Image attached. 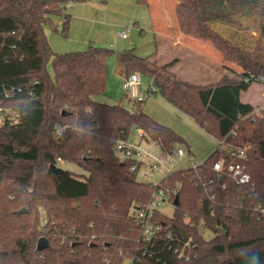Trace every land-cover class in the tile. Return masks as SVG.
Returning a JSON list of instances; mask_svg holds the SVG:
<instances>
[{
	"label": "trees",
	"instance_id": "16d2710c",
	"mask_svg": "<svg viewBox=\"0 0 264 264\" xmlns=\"http://www.w3.org/2000/svg\"><path fill=\"white\" fill-rule=\"evenodd\" d=\"M88 1L0 0V100L21 115L19 124L0 128V264H264V121L241 101L264 77V0H178L180 31L240 68L234 78L198 86L180 79L174 62L160 65L133 49L120 54L127 75L149 77L155 94L219 142L202 164L162 183L176 191L175 212L156 214L163 228L152 241L132 210L151 203L160 186L141 182L116 143L136 128L169 155L186 142L146 114L143 103L126 97L131 110L94 100L106 91L113 50L90 44L54 51L46 29L68 37V6ZM55 17L64 20L62 32ZM221 143L250 146L249 185L214 171L217 160L230 158ZM57 158L87 176L52 172Z\"/></svg>",
	"mask_w": 264,
	"mask_h": 264
},
{
	"label": "crops",
	"instance_id": "0c3cea01",
	"mask_svg": "<svg viewBox=\"0 0 264 264\" xmlns=\"http://www.w3.org/2000/svg\"><path fill=\"white\" fill-rule=\"evenodd\" d=\"M177 4L178 0H149L148 6H139L136 0H90L85 4H71L68 6V13L71 16L68 37H63L61 33L54 34L48 28L46 34L56 53L62 54L63 50H84L87 46L89 48L90 44H99L101 40L107 38L112 30L113 20L123 18L126 25L130 24L128 27L136 29L133 33L135 37L127 34V38H123L124 33L120 34L123 40L130 39L125 50L133 49L140 56L136 52V48L141 44L138 40H143L139 38V35L144 32V28L152 31L151 39L155 42L156 53L151 57L160 65L174 62L172 71L183 81L204 87L220 82L228 73L226 69H223L225 66L237 73L242 72L240 68L239 70L234 68V65H226L223 55L210 43L193 39L180 31L176 14ZM57 21L63 25V18ZM104 21L107 23L104 24ZM95 27H98L96 37L91 35V31L85 37H81L85 29L92 30ZM253 35L256 36V33ZM109 46L115 47L112 43ZM120 54L117 53L115 62L117 65L115 64L114 68L110 63L108 78L110 79L113 75L122 86L127 73L121 63ZM219 64L223 70L219 68ZM211 80L215 81L211 82ZM251 90H253L250 95L252 101H243L244 94ZM93 98L100 103L117 104L111 101V97L110 100L102 98V95H96ZM241 101L252 105L257 117L264 121V109L262 108L264 106V83H255L249 91L242 93Z\"/></svg>",
	"mask_w": 264,
	"mask_h": 264
},
{
	"label": "rangeland",
	"instance_id": "374dc122",
	"mask_svg": "<svg viewBox=\"0 0 264 264\" xmlns=\"http://www.w3.org/2000/svg\"><path fill=\"white\" fill-rule=\"evenodd\" d=\"M60 17H55L54 21L58 25L59 31L62 32L63 30V25L60 24L59 21ZM112 22V30H110L108 37L104 38L101 40L102 42H99V44L95 43V45H98L103 48H108L114 51V55L110 58L109 60V65L111 63L112 68L115 67V62L117 59V53H122L126 47H128L130 43L129 40H123L120 37L121 33H126L130 37H135L133 34L136 29L133 27L129 26L130 24L126 25L124 23L123 18H118V20H113ZM107 23L104 21V24ZM90 28V27H89ZM98 27H95L94 29H85L84 33H82L81 37H85L87 34L90 33L93 37H96L95 34L97 32ZM222 31V30H219ZM80 33V31H79ZM152 31L145 29L144 32L140 33L139 38L143 39L142 41H139L141 44L138 48H136V52L142 56V57H147V56H152L154 53H156V45L155 42L152 41ZM246 38L249 40L251 38V32L246 33ZM253 37V36H252ZM60 38V37H59ZM63 38V37H62ZM61 39V38H60ZM64 39V38H63ZM78 38H76L77 40ZM109 39V41H108ZM80 41V40H79ZM110 43L114 44V48L110 47ZM88 49V46L86 48L81 49V50H63V53H69V52H78V51H85ZM119 58V57H118ZM226 65H234L231 63H228L224 61ZM117 65V64H116ZM220 69L222 67L220 64L218 65ZM234 68L238 67L234 65ZM223 69L227 70V74L225 76H228L230 78H234L231 76H236L238 73L236 71H233L230 67H223ZM222 69V70H223ZM142 80V84L144 89L148 87L149 85H152L153 82L152 80L147 77L146 75L139 74ZM224 76V77H225ZM109 77V76H108ZM109 79V78H108ZM223 80V79H222ZM221 80V81H222ZM215 80H211V82H214ZM220 81V82H221ZM218 82V83H220ZM201 83V82H200ZM256 83H264V82H256ZM217 84V83H214ZM213 85V84H212ZM255 90V88L253 89ZM253 90H251L248 93H245L243 96V101H252L250 98L251 93H253ZM123 91V92H122ZM112 102H117V103H122L124 106L127 108L134 110L135 105L133 102H129L128 99L126 98V94L123 90V87L121 84L118 82V80L112 75L110 79L108 80L107 87L105 93L102 95V98L104 99H109ZM142 108L146 114H148L150 117L158 121L159 123L166 125L168 127H171L175 129V131L185 140L186 144L184 145H178L176 146L174 153L169 155L164 153V150L158 146V143L150 141V142H144L143 147L146 148L148 151L152 152L154 155L157 157H160L163 159L166 165L171 168L172 173L188 168L194 167V165L201 164L203 161L208 159L214 151L217 149L219 142L216 138L205 132L199 125H197L192 118L189 116L185 115L184 113L180 112L177 110L175 107H173L171 104H169L166 100L163 99V97L158 93V94H151L148 99L142 104ZM131 140L135 139V130H133L131 136ZM177 148H183L185 151V156L183 158H180L177 155ZM120 156V154L118 153ZM149 161V159H148ZM59 167L63 170H68L72 172L76 177L78 178H84V176H87V172L84 171L82 168L78 167L77 165L74 164H66V163H61L59 162ZM148 172L152 173V178L150 180H146L142 177H140V181L143 183H148V184H153L158 186L161 184L165 178L166 173H159L153 171L149 164L147 163V167L145 168ZM161 212L165 214L168 217H172L175 208L174 206L171 205H166L163 206L161 209Z\"/></svg>",
	"mask_w": 264,
	"mask_h": 264
},
{
	"label": "built area",
	"instance_id": "2783aa9c",
	"mask_svg": "<svg viewBox=\"0 0 264 264\" xmlns=\"http://www.w3.org/2000/svg\"><path fill=\"white\" fill-rule=\"evenodd\" d=\"M127 36L128 35L125 33L122 34L123 38H127ZM246 81H248V79H246ZM256 82H264V77H257ZM122 87L126 97L136 103H144L151 94L157 92L153 84L144 89L141 77L137 73L127 75L123 80ZM6 97H9V94H6ZM262 108L264 109V106ZM20 121L21 115L5 107L0 100V128L5 124L17 125ZM57 134L60 135L61 130H58ZM232 135L235 137L236 133L233 132ZM150 141L149 138L145 137L144 130L136 128L134 140H131L129 137L125 141H118L115 148L117 153L120 154L122 161H133L131 171L138 173V179H140V177L146 180L152 178V173L145 169L148 163L153 171L166 173L162 182L165 183L167 177L172 174L171 168L165 164L162 158L157 157L143 147L144 142ZM221 144L231 152L229 155L230 158H220L217 160L214 164V171L229 176L240 185H249L251 183V176L248 173L245 160L247 159L250 146L234 147L227 146L223 143ZM158 146L160 147L159 144ZM177 155L183 158L185 156L184 149L179 148L177 150ZM56 161L60 162V159L57 158ZM196 167L197 166H194L193 168ZM162 183L158 185L160 187L154 193L151 203L139 208L136 207L132 210V216L135 218L136 222L142 226L143 237L146 241H152L155 235L162 230L163 226L160 221L156 220V214L161 212L163 206L171 205L172 198L176 194L174 189L171 187L164 188ZM187 247L191 248V242L186 243L184 249ZM184 249L180 251V256L184 255Z\"/></svg>",
	"mask_w": 264,
	"mask_h": 264
},
{
	"label": "water",
	"instance_id": "95a60500",
	"mask_svg": "<svg viewBox=\"0 0 264 264\" xmlns=\"http://www.w3.org/2000/svg\"><path fill=\"white\" fill-rule=\"evenodd\" d=\"M65 114V113H64ZM262 153H263V156H264V145L262 146ZM50 170L54 173H58V172H61L62 169L60 167H58L56 164H52L50 166ZM175 204H178V197H176V200H175ZM26 209H22L18 212L19 215H22V214H25L26 213ZM224 235H226L225 232H223ZM45 240L44 239H40L39 240V245L40 247H43L45 245Z\"/></svg>",
	"mask_w": 264,
	"mask_h": 264
}]
</instances>
